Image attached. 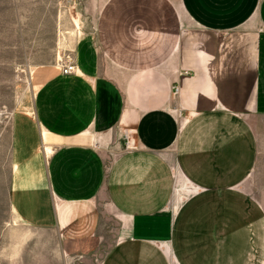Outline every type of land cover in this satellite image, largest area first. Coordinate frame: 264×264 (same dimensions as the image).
I'll return each instance as SVG.
<instances>
[{"label":"crops","instance_id":"1","mask_svg":"<svg viewBox=\"0 0 264 264\" xmlns=\"http://www.w3.org/2000/svg\"><path fill=\"white\" fill-rule=\"evenodd\" d=\"M89 1L10 122L7 224L74 264H256L264 0Z\"/></svg>","mask_w":264,"mask_h":264},{"label":"rangeland","instance_id":"2","mask_svg":"<svg viewBox=\"0 0 264 264\" xmlns=\"http://www.w3.org/2000/svg\"><path fill=\"white\" fill-rule=\"evenodd\" d=\"M76 1L74 7H70L68 0L31 2L23 8L14 5L11 15L0 0V264L75 263L70 258L53 255L42 233L7 224L10 212L6 189L10 122L16 110L32 109L33 72L43 64L60 67L72 55L76 37L85 28L95 26L94 12L90 9L100 2L89 1L87 7L82 0ZM56 6L60 9L58 16L53 13ZM256 174V184L261 190L254 195L264 206V141ZM258 236L262 240L253 242L254 253L259 255L255 263L264 264V233Z\"/></svg>","mask_w":264,"mask_h":264},{"label":"built area","instance_id":"3","mask_svg":"<svg viewBox=\"0 0 264 264\" xmlns=\"http://www.w3.org/2000/svg\"><path fill=\"white\" fill-rule=\"evenodd\" d=\"M69 3H75L76 0L72 1V0H68ZM59 66V65H58ZM60 68L62 70V73L63 74H73V73H76L77 72V65H76V62H75V59L73 57V55H71L64 64H61L60 65ZM178 89L176 88V91L177 92ZM127 142H126V148L131 150V149H134L136 148L135 146V142L134 140L132 139L131 136H127Z\"/></svg>","mask_w":264,"mask_h":264}]
</instances>
